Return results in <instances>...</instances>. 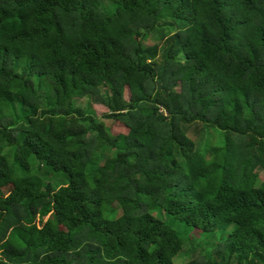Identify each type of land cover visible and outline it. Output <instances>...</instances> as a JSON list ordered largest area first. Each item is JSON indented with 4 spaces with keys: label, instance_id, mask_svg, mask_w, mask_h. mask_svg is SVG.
I'll return each mask as SVG.
<instances>
[{
    "label": "trees",
    "instance_id": "obj_1",
    "mask_svg": "<svg viewBox=\"0 0 264 264\" xmlns=\"http://www.w3.org/2000/svg\"><path fill=\"white\" fill-rule=\"evenodd\" d=\"M161 215L264 264V0H0V264H176Z\"/></svg>",
    "mask_w": 264,
    "mask_h": 264
},
{
    "label": "rangeland",
    "instance_id": "obj_2",
    "mask_svg": "<svg viewBox=\"0 0 264 264\" xmlns=\"http://www.w3.org/2000/svg\"><path fill=\"white\" fill-rule=\"evenodd\" d=\"M114 3L110 2V1H102V6L106 11H112L114 9ZM78 101L76 103L80 104V105H85L87 103V99H77ZM214 133H212L213 135ZM217 135H213V141L217 142V144L219 143H223V135H219V138H216ZM200 146V145H199ZM60 177L62 179H64V177L62 175H60ZM263 177V174L261 175V178ZM260 178V179H261ZM41 213H43L42 215H44V212L41 211ZM41 215V214H40ZM41 215V216H42ZM162 216V217H161ZM160 219H162L163 221H165L167 224H169L170 226H172L173 228L176 229V231H178L181 236L184 239L185 242V248L183 253L179 254V256H176L174 258V262L176 264H183V263H188L190 261H205L204 256L207 254V252H205V248L207 247L206 239L210 240L211 237H203L200 238L198 236H196L193 233V230H191L189 227H187L185 225V223L182 222H175V220L173 218H169L166 217L164 215H161ZM164 217V218H163ZM215 242L217 239H213Z\"/></svg>",
    "mask_w": 264,
    "mask_h": 264
}]
</instances>
